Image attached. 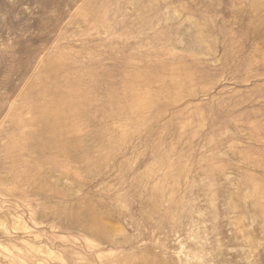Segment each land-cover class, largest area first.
<instances>
[{
  "label": "rangeland",
  "instance_id": "obj_1",
  "mask_svg": "<svg viewBox=\"0 0 264 264\" xmlns=\"http://www.w3.org/2000/svg\"><path fill=\"white\" fill-rule=\"evenodd\" d=\"M0 264H264V0H0Z\"/></svg>",
  "mask_w": 264,
  "mask_h": 264
}]
</instances>
